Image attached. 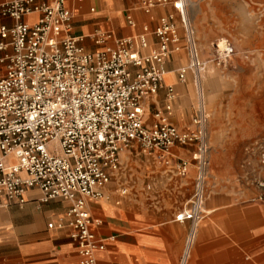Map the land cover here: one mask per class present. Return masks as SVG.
Returning a JSON list of instances; mask_svg holds the SVG:
<instances>
[{
  "label": "crops",
  "instance_id": "1",
  "mask_svg": "<svg viewBox=\"0 0 264 264\" xmlns=\"http://www.w3.org/2000/svg\"><path fill=\"white\" fill-rule=\"evenodd\" d=\"M141 1L66 0L71 32L89 51L103 47L95 43L96 34L109 32L112 38L104 44L131 37L133 49L146 54L157 46L153 31L158 18L175 15L180 49L165 60L158 93L143 101L144 117L151 124L160 112L179 129L191 131L199 108L206 112L209 164L203 216L188 243L191 221L175 216L190 207L195 191L196 147L176 145L162 159L134 144L120 152V166L110 172L103 196L85 199L91 230L104 243L94 251L93 264H264V202L250 201L259 193L256 180L263 175L257 158L246 151L247 145L264 137V21H256L249 4L256 1L264 16V0H225V16L232 25L228 36L236 53L226 67L209 65L199 83L190 72L182 80L177 75L188 57L176 11L166 4L145 12ZM200 56L205 58L202 51ZM168 86L173 88L171 100ZM178 158L191 162L184 176L175 170ZM23 197L22 203L0 199V264H82L79 246L69 235L70 201L42 202L37 187L26 189Z\"/></svg>",
  "mask_w": 264,
  "mask_h": 264
},
{
  "label": "built area",
  "instance_id": "2",
  "mask_svg": "<svg viewBox=\"0 0 264 264\" xmlns=\"http://www.w3.org/2000/svg\"><path fill=\"white\" fill-rule=\"evenodd\" d=\"M166 4L176 11L183 30L188 61L177 70L181 80L190 72L199 83L209 65L230 64L235 49L227 38L212 41L209 56H200L182 0L141 1L145 12ZM28 15L35 18L27 21ZM5 18L13 23L2 22ZM71 18L66 0H0V199L22 203L26 189L37 187L42 202L70 201L69 235L79 246L81 263L93 264L94 251L104 243L91 230L85 199L103 196L110 172L120 166V152L135 144L166 159L172 147L194 145L195 191L190 207L175 216L191 221V243L203 216L207 114L200 107L192 119L194 129L187 131L160 112L148 124L143 106L162 87L165 60L180 49L175 15L158 18L153 31L157 46L146 54L133 49L131 37L104 44L112 38L109 32L96 34L94 41L102 48L86 50L71 32ZM138 38L145 46L144 37ZM166 96L173 97L171 86ZM246 150L257 158L263 175L256 180L259 193L250 201L264 202V137ZM190 164L176 159L177 174L186 175Z\"/></svg>",
  "mask_w": 264,
  "mask_h": 264
},
{
  "label": "rangeland",
  "instance_id": "3",
  "mask_svg": "<svg viewBox=\"0 0 264 264\" xmlns=\"http://www.w3.org/2000/svg\"><path fill=\"white\" fill-rule=\"evenodd\" d=\"M182 1L185 7L188 22L194 30L199 52L202 51L205 58L209 56L210 43L216 39L228 37L227 39L232 43L235 49V43L228 36V34L230 35L232 25L229 22V17L225 16V0ZM249 4L250 13L252 15L254 14L256 21H259V23L262 20L264 21V16H262L261 12L258 10V4L256 3V1H252V3ZM252 143H250L249 145H251ZM249 145H247V147Z\"/></svg>",
  "mask_w": 264,
  "mask_h": 264
}]
</instances>
